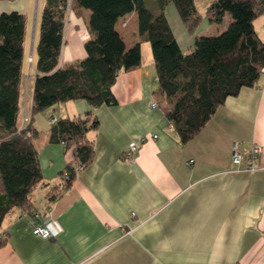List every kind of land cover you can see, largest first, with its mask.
<instances>
[{
    "label": "crops",
    "instance_id": "1",
    "mask_svg": "<svg viewBox=\"0 0 264 264\" xmlns=\"http://www.w3.org/2000/svg\"><path fill=\"white\" fill-rule=\"evenodd\" d=\"M45 2L0 0V13L24 14L26 39L32 14L40 16ZM87 16V10L79 14L67 8L60 67L86 55ZM116 30L127 48L139 43L141 64L118 74L111 87L114 104L92 108L85 100H71L57 103L53 122L34 117L38 134L33 146L42 180L34 189L32 214L15 207L4 217L0 264H264V74L254 86L227 98L183 143L167 120L172 101L159 90L136 13L121 17ZM185 33L181 39L174 34L183 53L193 43L186 27ZM25 71L19 125L31 106L36 73L26 59ZM88 112L99 121L86 134L93 159L51 202L47 192L60 184L73 155L50 141V128L61 117ZM131 142L139 147L128 162L124 153ZM234 142L262 147L255 171L243 170L244 165L237 170L231 161ZM45 220L50 236L34 235L32 223Z\"/></svg>",
    "mask_w": 264,
    "mask_h": 264
},
{
    "label": "trees",
    "instance_id": "2",
    "mask_svg": "<svg viewBox=\"0 0 264 264\" xmlns=\"http://www.w3.org/2000/svg\"><path fill=\"white\" fill-rule=\"evenodd\" d=\"M171 2L183 24L192 30L202 14L194 0H157L152 10L146 0H46L40 12L31 106L19 125L24 93L25 16L17 11L0 13V226L13 208L33 213L34 189L42 180L33 139L37 113L54 104L85 100L92 108L116 102L111 87L121 71L141 64L139 43L127 48L116 30L117 21L135 12L140 39L150 44L159 90L172 101L166 117L181 142L191 139L223 105L242 88L252 87L264 67V40L254 21L264 13V0H211L204 16L211 24L230 16L225 30L213 36H195L183 53L163 12ZM67 8L88 11L86 55L60 67ZM32 59V57H31ZM32 61V60H31ZM99 121L92 112L61 117L50 128V141L71 149L60 184L47 192L49 201L68 190L79 168L87 166L94 151L86 134ZM65 173V175H64ZM6 238L0 236V248Z\"/></svg>",
    "mask_w": 264,
    "mask_h": 264
},
{
    "label": "rangeland",
    "instance_id": "3",
    "mask_svg": "<svg viewBox=\"0 0 264 264\" xmlns=\"http://www.w3.org/2000/svg\"><path fill=\"white\" fill-rule=\"evenodd\" d=\"M211 0H194V3L199 10V12L202 14V17L199 19L198 23L196 26L192 29L189 30L193 34V39L195 36H213L217 35L223 30L226 29L228 21L230 20V16L226 15L221 23L217 24H211L207 21V19L204 16V7L208 2ZM146 5L152 10H158V4L157 0H146ZM163 12L173 30V33L178 36V39H181V36H185V26L182 22V19L180 18L176 8L171 2H167L164 7H163ZM256 21H254V26L256 29V32L260 36L262 40H264V15L259 16ZM39 24H40V16H36L32 14L29 24H28V30L26 34V39H25V59L26 63L28 65V69L33 68L34 62H35V57H36V44L38 42V36H39ZM123 25L125 22L122 23ZM31 54V55H30ZM32 57V59H31ZM32 61H31V60ZM28 73L25 71V75ZM25 88V86H24ZM26 88L24 89L23 96L26 97ZM62 105V104H58ZM57 104H54L52 107H48L45 110L37 113L36 115H39L44 117V121H49L51 120L50 116H57L56 114L59 113V110L57 108ZM35 115V117H36ZM60 116V115H59ZM37 121V119H36Z\"/></svg>",
    "mask_w": 264,
    "mask_h": 264
},
{
    "label": "built area",
    "instance_id": "4",
    "mask_svg": "<svg viewBox=\"0 0 264 264\" xmlns=\"http://www.w3.org/2000/svg\"><path fill=\"white\" fill-rule=\"evenodd\" d=\"M261 71L264 74V67ZM23 117L26 118L25 112L23 113ZM51 121L53 122V119H51ZM138 147L139 143L131 142L124 153V159L128 162H131L133 160V155L137 151ZM261 151L262 147L258 144H253L250 147H244L241 146L238 142H234L232 145L231 161L234 165L239 167L237 170L242 169L240 168V166L244 165L243 170L252 172L256 170L254 166V159ZM45 224L46 220L41 223H32V233L41 238H48L50 236V231L45 226Z\"/></svg>",
    "mask_w": 264,
    "mask_h": 264
},
{
    "label": "water",
    "instance_id": "5",
    "mask_svg": "<svg viewBox=\"0 0 264 264\" xmlns=\"http://www.w3.org/2000/svg\"><path fill=\"white\" fill-rule=\"evenodd\" d=\"M31 55V54H30Z\"/></svg>",
    "mask_w": 264,
    "mask_h": 264
}]
</instances>
